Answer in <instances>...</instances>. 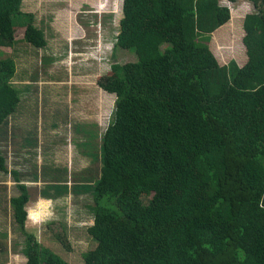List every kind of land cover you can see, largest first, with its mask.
<instances>
[{"label":"trees","instance_id":"1","mask_svg":"<svg viewBox=\"0 0 264 264\" xmlns=\"http://www.w3.org/2000/svg\"><path fill=\"white\" fill-rule=\"evenodd\" d=\"M249 1L241 66L220 65L208 44L231 19L220 0H123L115 49L137 59L99 79L117 100L87 186L95 245L83 264H264V0ZM23 2L0 0V49L19 29L37 50L48 46ZM16 74L7 51L0 125L20 100ZM5 162L0 151V171ZM18 187L10 202L28 264H68L25 231L29 194Z\"/></svg>","mask_w":264,"mask_h":264},{"label":"rangeland","instance_id":"2","mask_svg":"<svg viewBox=\"0 0 264 264\" xmlns=\"http://www.w3.org/2000/svg\"><path fill=\"white\" fill-rule=\"evenodd\" d=\"M220 2L222 6L229 7L231 19L212 32L209 47L220 65L236 61L242 66L248 60L247 49L243 43V23L254 7L249 0H238L237 3L229 0ZM23 8L26 12L36 15V24L46 32L49 46L38 51L25 40V29H19L16 32L15 46L1 48L0 58L4 57L7 51L14 56L18 71L17 77L12 78L11 83L19 93L25 88L24 84H32L27 89L25 103L23 99L20 103L27 105V134L30 136L28 141L36 147L35 131L38 127L43 135L44 149L48 147L49 142L56 139V144L61 148H73L74 157L77 152H86L83 156L80 154L79 158L83 159V165L87 164L75 173L67 169L66 163L61 161L59 176H53L52 183L31 184L38 186V191L31 194L32 212L46 214L34 228V233L39 242L60 255L68 264H83V254L95 245L87 232V228L93 223L94 215L92 193L87 186L92 183V178L96 179L100 173L102 137L112 120L117 100L114 93L97 92L101 90L99 79L111 71L113 63L135 61L137 56L127 49H115L120 21L123 18V0H25ZM68 13H71L79 24L70 27L74 30L80 29L81 34L69 37L65 29L66 22L70 19H56L58 15ZM57 20L61 21V24H57ZM74 30L72 31L75 32ZM78 63H82L83 67L88 66V69H78ZM26 73L33 79L22 82V76L26 77ZM84 83H89V90L85 89ZM93 86L94 100L89 101L88 111V116L92 119L87 120L88 118L83 116L86 106L82 103L86 93L89 94L90 90H93ZM39 91H43V96ZM70 98L74 104L70 102ZM42 101L43 109L37 113ZM52 123L62 125L55 139H49L46 133ZM0 145L4 146L5 154L6 140H0ZM49 172L52 170L44 163L43 175ZM35 173H32L33 176ZM59 180L62 183H54ZM43 195L47 197L40 200ZM57 235L63 237L58 238Z\"/></svg>","mask_w":264,"mask_h":264},{"label":"crops","instance_id":"3","mask_svg":"<svg viewBox=\"0 0 264 264\" xmlns=\"http://www.w3.org/2000/svg\"><path fill=\"white\" fill-rule=\"evenodd\" d=\"M64 18L70 19L68 20V22H66L67 25V28L65 29L66 31L64 30L66 33L69 34V37H73L77 33L81 34L80 29L75 28L76 30H74L73 27H70V25L76 23L78 24V21L74 19V16H72L71 13L65 15L63 14L60 16L58 15L56 19H64ZM56 22L57 24H61V21L59 20H57ZM71 29L74 30L75 32H73ZM47 40L49 46V39L47 38ZM77 65H78V69L82 71L83 69H85V67L86 69H88L87 68L88 66L83 67L82 63H78ZM22 77H23L22 82H26V80L28 82L29 80L33 79L31 78L30 74L27 73H26V77L28 78L24 76ZM88 84L89 83L83 84L86 85L85 88L86 90H89ZM100 89L101 90H97V92L109 93L108 91L104 90L101 87ZM82 90L84 91L83 88ZM27 93H28L27 89L21 90L20 100L15 110L7 117L6 121L0 125V140H6L5 154L3 153L4 146L0 145V151L6 160L5 162L6 171H0V264H28L27 254L25 253V237H23L24 233L18 227V224L14 218L13 208L10 202V199L12 197L17 196L20 193L18 185L24 184L27 186L29 201L26 203L24 208L27 212V216L24 222V229L25 231H29L33 233L35 236L34 228L37 226L38 223H40L43 220V217H45L46 214L45 212L36 213L34 211H33L34 215L32 214L31 194L35 191H38L37 189L38 186L36 185L31 186V184L46 183L48 185L52 183L54 180L52 178L54 177L57 178V176H59L58 175V171L60 170L59 163L61 161H63L64 164L66 163L67 169H70L75 173L78 172V169L87 166V164L83 165V159L81 160L79 158L80 154L81 156H83L86 154V152H80V154L77 152L76 157H74L73 148H71V150H65L56 144L57 142L55 136L59 135L58 130L62 129L61 127L62 125H60L59 123H52L51 125L48 126L46 132L47 136L49 137V139H55V140L49 142L48 147H46L45 149L43 147L44 145L43 135L40 134V129L38 127L37 130L35 131L36 133L35 136L37 140L36 147L35 144H31L28 141L30 136L27 134L29 133L27 129V127L29 126V120L26 116L27 105L20 104L22 99H23V103H25ZM39 93L43 96V91H39ZM93 93H94V86H93V90H90L89 94L88 92L86 93L85 100L82 103L83 105L86 106L85 110L83 111L84 114L83 113L82 114L83 116H85L86 119L88 118L87 120L92 119V117L89 118L88 111L90 110L89 101L93 102L94 100ZM70 102L74 104V101L71 98H70ZM73 107L75 106H72V108ZM42 109H43V101H42V105L38 107L37 113H40V110ZM40 120H42V116H40ZM44 163H47L49 169L52 170V172H49L47 175H43ZM33 172H36L34 176L32 174ZM55 182H57L58 184L62 183V181L60 180L54 181V183ZM40 189L41 188H39V190ZM40 197H41L40 200H44L47 196L44 197L40 196ZM38 200L36 201L38 202ZM41 245L48 247L43 243H41Z\"/></svg>","mask_w":264,"mask_h":264}]
</instances>
